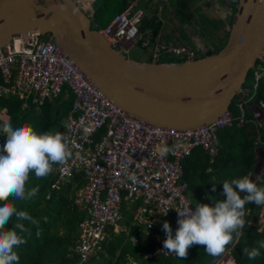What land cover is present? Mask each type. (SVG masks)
Segmentation results:
<instances>
[{"label":"built area","instance_id":"built-area-1","mask_svg":"<svg viewBox=\"0 0 264 264\" xmlns=\"http://www.w3.org/2000/svg\"><path fill=\"white\" fill-rule=\"evenodd\" d=\"M143 15V9L128 3L103 32L110 45L123 51L134 45L141 37L138 23ZM168 51L193 57V51L184 45L168 46ZM251 69L254 70L253 94L246 100L242 97L240 108L253 97L264 75V50ZM65 86L74 95L63 134L68 139L72 157L58 169L66 174L82 166L87 177L83 198L94 208L93 218L83 224L81 260L86 261L91 254L104 251L102 242L108 238L105 228L119 227L117 220L123 194L130 201L143 198V205L134 218L147 227H152L154 219L143 218L142 214L153 213L154 217L173 209L176 226L172 230H176L179 225L175 207L191 204L186 184L178 181L181 177L179 162L196 147L203 148L211 158L216 155L215 131L230 125L232 114L228 111L199 128H161L118 108L91 83L60 45L38 31L12 38L0 48V95L12 92L22 98L32 91L42 99L58 96ZM241 92L247 94V91ZM102 129L104 132H100ZM164 146L172 147L173 151L161 155ZM190 207L195 210V206ZM90 224L93 226L88 227ZM166 238L165 234H156L159 244ZM156 252L169 253L158 244Z\"/></svg>","mask_w":264,"mask_h":264},{"label":"trees","instance_id":"trees-1","mask_svg":"<svg viewBox=\"0 0 264 264\" xmlns=\"http://www.w3.org/2000/svg\"><path fill=\"white\" fill-rule=\"evenodd\" d=\"M101 1L105 6L114 8L115 13H117L123 10L128 1L132 0ZM151 1L142 0L143 5H148ZM167 1L169 5L173 6L172 12L180 22H192L191 5L193 0ZM237 1L226 0V3L231 4L232 10L229 26L236 10ZM138 4L136 3L135 7H141ZM167 12L165 8L162 10L164 18ZM144 17L139 23L141 31L146 27L157 34L164 28V24L157 17V21L147 15ZM196 18V24L200 27L205 23L215 26L217 29L222 26L220 20L212 22L201 15ZM227 35L228 30H224L219 36L217 33L214 39L216 40L214 49L208 50L205 54L221 49L226 42ZM180 38L185 41H182L183 43L188 41L186 37L180 36ZM172 39L174 38H170V36L165 38L166 41ZM166 58L168 61L176 59ZM180 60L182 59L177 61ZM253 71L251 69L249 75L252 76ZM262 79H264V75L258 81L254 99L256 102L264 101V82ZM5 84L7 85V83ZM35 98L36 101H34ZM73 100L74 95L66 86L58 96H45L42 99L32 91L22 98L18 93L9 92L7 95H0V111L4 113L7 121L12 122L14 127L29 124L37 132L59 131L64 134V124L67 123V115L72 108ZM231 110H234L233 105H231ZM246 117V123L241 124L234 121L230 126L215 131L217 153L213 157L214 159H211V156L203 148L196 147L190 155L182 160L183 175L178 181L186 184V192L189 193L191 201L194 203L199 202L214 206V198L226 199L223 181H230L253 172L257 157L255 147L259 144L258 139L264 140V131L255 124L248 108ZM100 132H104V129ZM5 142L6 137L0 134V146H3ZM71 157L72 154L67 160H70ZM59 165H53V171L44 178L37 179L34 173L30 174L26 187L31 188L39 185V192L35 198L31 201H12L19 210L27 211L40 222L39 236L36 235V226L28 221L24 222L25 226L30 229L31 235L23 234L27 243L17 249L20 256L19 264H213L221 257L208 255L203 246L198 244H193L188 248L185 258H179L175 253L156 252L157 244L164 246L157 242L156 234L166 235L163 230L164 221H168L171 228L176 226L175 211L169 209L167 215L159 212L154 217L153 213L142 214L143 218L146 216L154 219L152 227H147L145 223L134 218L143 205V198L139 197L130 201L123 194L119 209L120 217L117 220L119 229L106 227L105 231L108 238L102 242L104 251L91 254L86 261L81 260L79 248L83 241L81 236L83 224L93 218L91 211L94 209L85 197L80 201L78 199V192L83 195L87 177L81 165L74 167L66 174L59 172ZM211 180L215 183V190L210 183ZM255 182L264 183V163L261 175ZM202 195L205 196L204 199ZM243 195L244 193H241V196ZM11 198L10 196L9 199ZM101 199L103 200L104 197L101 196ZM261 208L254 203L245 206L247 225L240 235H234L233 242L227 247L236 264H264V249H260L261 255L255 260H249L243 254L244 248L258 247V242L264 241V228L259 231L256 225ZM14 223L15 217L8 222L6 227L11 228ZM91 226L93 225H88V227ZM176 230H172L173 236H175ZM148 253L153 254L152 258L146 257Z\"/></svg>","mask_w":264,"mask_h":264},{"label":"water","instance_id":"water-1","mask_svg":"<svg viewBox=\"0 0 264 264\" xmlns=\"http://www.w3.org/2000/svg\"><path fill=\"white\" fill-rule=\"evenodd\" d=\"M30 31L60 45L122 111L160 127L196 128L228 111L264 50V0H238L224 46L175 64L117 51L77 0H0V48Z\"/></svg>","mask_w":264,"mask_h":264},{"label":"clouds","instance_id":"clouds-1","mask_svg":"<svg viewBox=\"0 0 264 264\" xmlns=\"http://www.w3.org/2000/svg\"><path fill=\"white\" fill-rule=\"evenodd\" d=\"M94 1L95 0L90 1L91 5L89 12L91 13L93 11L91 6ZM77 2L79 4L78 0ZM130 2L134 3L135 7V1H128L126 5ZM135 8L143 9L142 7ZM117 13H115V15ZM145 14L146 12H144L143 17ZM139 23L138 29L141 37L134 45L128 47L127 51L113 48L127 56L132 47L139 45L141 48L149 51L151 59L147 61L162 62L166 64L182 63L185 60H191L206 55L205 53L207 52V49L202 47L198 50L194 48L196 44H193L194 46H190L187 43L176 41L174 39L166 41L165 38H162L160 32L154 34L151 29H147L143 32L139 28ZM107 27L96 30H98L105 37L103 32L107 29ZM105 39L108 42L106 37ZM108 44L110 43L108 42ZM172 45L187 46L191 51H193V57L187 58L186 55L179 56L178 54L169 52L168 46ZM210 49L213 50L214 47L208 48V50ZM153 54L158 55L153 56ZM166 57L179 58L182 60L177 61L176 59H173L172 61H168ZM160 58L166 59L161 61ZM241 90L244 92L247 91L244 89V84L240 91L235 95L228 109L233 117L231 124L234 121H238L241 124L247 122L246 111L248 107L246 106H248V104L251 103V100L255 99L256 96V94H254L253 97L245 103L246 106H242V108H240L239 105H236V100L240 103L238 96L240 95L239 93ZM231 105H233L234 110H231ZM67 126L68 124L65 123L64 127ZM0 134H3L6 137V142L3 146H0V153H2L0 154V264H19L20 256L17 249L21 245L27 243V239L23 234L27 233L29 236L31 235L30 229L25 226L24 222L28 221L37 227V236L40 235V222L39 220L34 219L27 211L19 210L12 203V201H31L35 198L39 192V185L31 188L26 187L30 174L34 173L37 179L47 177L53 171V165L65 163L71 156V152L69 151V142L67 137L59 131L37 132L29 124L14 127L12 122L9 120L0 123ZM172 151V147L164 146L161 149V155L166 156ZM215 156L216 155L212 156L211 159H214L213 157ZM182 160L179 162L181 177L183 175ZM248 175L240 178H234L230 181H223V191L226 195V199L214 198V206L199 202L194 203L191 201L189 193L186 192L191 204L184 203L180 207H175V210L178 213L179 225L175 236H173L172 228L169 222L164 221L163 223V230L165 231L167 237L163 241L164 249H166L169 253H175V255L179 258H185L187 256L188 248L193 244H198L203 246L205 252L212 257H218L227 253V257L232 256L230 251L226 253V250L233 242L234 235H240L241 231L247 225L245 220V206L250 203H254L257 206H264V183L254 182ZM213 190H215V183H213ZM241 193H244V195L241 196ZM10 196L12 197L11 199H9ZM202 197L203 199L205 198L204 195H202ZM190 205L195 206V210H193ZM167 212L168 210L164 213V215H167ZM13 217H15V223L11 228L6 227L8 222L12 221ZM46 219L47 218L45 217V220ZM258 245V247L251 249L244 248L243 254H245L249 260H255L261 255L260 249H264V241H259ZM152 256L153 255L147 257L146 255L147 258H152ZM225 261H227V259Z\"/></svg>","mask_w":264,"mask_h":264},{"label":"rangeland","instance_id":"rangeland-1","mask_svg":"<svg viewBox=\"0 0 264 264\" xmlns=\"http://www.w3.org/2000/svg\"><path fill=\"white\" fill-rule=\"evenodd\" d=\"M88 3L91 0H86ZM136 3H139L138 5L141 6L144 9V12H146L145 15L154 18L156 21V17L161 20V22L164 24L162 28V32L160 31V35H162V38H166L167 36H170V38H174L176 41H183L180 36L186 37V40H188L186 43L190 46H194V48L200 50V48L204 47L213 48L214 47V40L216 38V35L218 33V36L222 34L224 30H228L229 28V19L231 15V4L226 3V0H193L191 5V10L193 12V19L195 21L189 22V23H182L180 22L173 14L172 9L173 6L169 5V2L167 0H152L148 3V5H143L142 0H132ZM146 1V0H143ZM141 2V3H140ZM164 2V3H163ZM92 13L89 11H85L88 15L90 21H91V27L93 29H104L108 26V24L111 22L115 9L110 6H105L101 0H95L92 4ZM166 9L168 12L166 13V17L164 18L162 16V10ZM197 8V9H196ZM201 15L204 18H207L208 20L213 21H219L221 23V27L217 29L215 26H212L208 23L202 24V27L200 25L196 24L197 16ZM145 18V17H144ZM147 28L143 31H146ZM179 38V39H177ZM185 42V41H183ZM194 44V45H193ZM218 51V50H217ZM128 58H131L133 60L137 61H147L150 59V54L147 49L141 48L139 45L134 46L130 49V51L127 54ZM179 58H176L178 60ZM160 60H165L164 58H160ZM252 76L248 75L245 83H244V89L247 90V95L240 92L238 98L239 101L244 96L245 99H247L252 93ZM262 82H264V79H262ZM236 105H239L238 101L236 100ZM242 106L245 107L246 104L242 103ZM248 109L252 113L253 119L255 120V124L260 126L262 130L264 131V101H258L256 102L254 99L251 100V103L248 104ZM7 121L4 113L0 111V123H3ZM216 139V137H215ZM258 146L255 147V153L257 154L256 157V163L253 172H251L248 176L250 179H252L254 182L260 177L262 172V166L264 163V140L258 139ZM165 179H167V176H164ZM211 185L213 186V181L211 180ZM83 198V195L78 192V199ZM261 210L259 211V218L256 225L258 226V230H261L264 228V206H261ZM246 212V211H245ZM119 228H116L118 230ZM228 251H226L227 253ZM228 256L227 254L221 255V257L218 258V261L215 264H224L225 260L231 259L232 264H236L235 259L232 256ZM54 264V263H53Z\"/></svg>","mask_w":264,"mask_h":264},{"label":"crops","instance_id":"crops-1","mask_svg":"<svg viewBox=\"0 0 264 264\" xmlns=\"http://www.w3.org/2000/svg\"><path fill=\"white\" fill-rule=\"evenodd\" d=\"M78 1H79V5L80 6H82L86 11H89V8H90V5H91L90 2L88 3V1L86 2V0H78ZM226 251H229V250H226ZM224 263H226V264H232V261H231V259H229V260L225 261ZM210 264H212V263H210Z\"/></svg>","mask_w":264,"mask_h":264}]
</instances>
